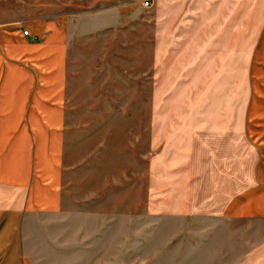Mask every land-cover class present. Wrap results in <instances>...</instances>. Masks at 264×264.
<instances>
[{"label": "rangeland", "instance_id": "1", "mask_svg": "<svg viewBox=\"0 0 264 264\" xmlns=\"http://www.w3.org/2000/svg\"><path fill=\"white\" fill-rule=\"evenodd\" d=\"M142 2L0 0V22L64 14L68 29L62 218L52 225L62 236L49 241L67 252L52 259L232 264L224 226L184 201L226 193L236 172L217 156L250 152L242 126L264 0H240L234 40L217 31L220 16H203L206 48L185 47L181 30L200 16L176 17L168 36L167 2Z\"/></svg>", "mask_w": 264, "mask_h": 264}, {"label": "crops", "instance_id": "2", "mask_svg": "<svg viewBox=\"0 0 264 264\" xmlns=\"http://www.w3.org/2000/svg\"><path fill=\"white\" fill-rule=\"evenodd\" d=\"M183 1L184 7L173 8L172 0H157L168 4V36L179 16H200V23L190 20L181 30L189 33L185 47L199 41L206 48L208 20L201 22L213 13L222 18L221 36L231 32L238 38L240 0ZM67 30L64 14L0 22V264H79L53 260L67 251L49 242L62 236L52 225L62 218L53 214L62 208ZM242 127L250 152L217 156L219 166L235 169L233 186L226 193L222 188L221 196L185 200L184 206L224 226L221 238L232 246L222 256L231 255L232 264H264V22L249 61L248 118Z\"/></svg>", "mask_w": 264, "mask_h": 264}, {"label": "built area", "instance_id": "3", "mask_svg": "<svg viewBox=\"0 0 264 264\" xmlns=\"http://www.w3.org/2000/svg\"><path fill=\"white\" fill-rule=\"evenodd\" d=\"M143 5L145 6V7H147V6H149L150 4H151V0H143ZM23 35L24 36H27L28 35V31L27 30H23Z\"/></svg>", "mask_w": 264, "mask_h": 264}]
</instances>
